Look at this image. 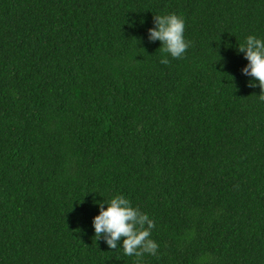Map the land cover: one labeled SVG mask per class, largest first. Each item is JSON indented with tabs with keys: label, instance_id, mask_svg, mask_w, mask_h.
Wrapping results in <instances>:
<instances>
[{
	"label": "trees",
	"instance_id": "trees-1",
	"mask_svg": "<svg viewBox=\"0 0 264 264\" xmlns=\"http://www.w3.org/2000/svg\"><path fill=\"white\" fill-rule=\"evenodd\" d=\"M190 45L161 63L154 16ZM264 0H0V264H264ZM156 255L96 240L100 203Z\"/></svg>",
	"mask_w": 264,
	"mask_h": 264
},
{
	"label": "clouds",
	"instance_id": "clouds-1",
	"mask_svg": "<svg viewBox=\"0 0 264 264\" xmlns=\"http://www.w3.org/2000/svg\"><path fill=\"white\" fill-rule=\"evenodd\" d=\"M155 27L148 29L149 41L161 42V63L168 64L167 55L180 58L188 49L190 42L184 39L185 24L183 19L175 14L154 16ZM243 52L248 63L242 72L253 78L249 86L255 87L258 82L260 87L259 99L264 101V40L254 35H249L246 43L238 47ZM167 54V55H163ZM100 203L99 214L93 218L96 240L103 237L110 249L118 248L122 240L123 253L126 256H135L138 259L144 254L156 255L158 244L151 239V230L155 223L146 213L131 205L123 195H116L104 207Z\"/></svg>",
	"mask_w": 264,
	"mask_h": 264
}]
</instances>
